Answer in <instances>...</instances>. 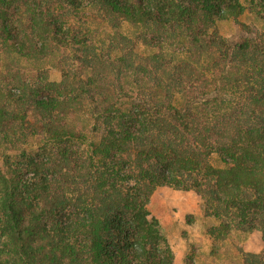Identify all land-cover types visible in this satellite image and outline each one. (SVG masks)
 Segmentation results:
<instances>
[{"label":"trees","instance_id":"16d2710c","mask_svg":"<svg viewBox=\"0 0 264 264\" xmlns=\"http://www.w3.org/2000/svg\"><path fill=\"white\" fill-rule=\"evenodd\" d=\"M250 14L264 0H0V264H175L161 186L201 197L214 244L264 240Z\"/></svg>","mask_w":264,"mask_h":264},{"label":"rangeland","instance_id":"374dc122","mask_svg":"<svg viewBox=\"0 0 264 264\" xmlns=\"http://www.w3.org/2000/svg\"><path fill=\"white\" fill-rule=\"evenodd\" d=\"M241 21L264 31V23L254 19L251 14ZM90 26L94 29L96 23L92 22ZM238 27L240 26L234 22L222 23L220 32L231 36ZM25 68L30 69L32 65L25 63ZM203 208L201 197L192 190L161 186L152 195L149 210L160 223L174 250L175 264H240L239 260L232 258L238 256L240 249L252 253H259L264 249L263 233L258 230L247 236L232 233L223 243L214 244L208 232L209 229L217 227L219 221L205 216ZM183 245L188 249L186 256ZM180 250L183 260L180 258Z\"/></svg>","mask_w":264,"mask_h":264},{"label":"crops","instance_id":"0c3cea01","mask_svg":"<svg viewBox=\"0 0 264 264\" xmlns=\"http://www.w3.org/2000/svg\"><path fill=\"white\" fill-rule=\"evenodd\" d=\"M183 247H184V251H183V253H184V256H186V254L188 253V249H187V247H186V245L184 246L183 245ZM184 256H181V250H180V258L183 260V257Z\"/></svg>","mask_w":264,"mask_h":264}]
</instances>
